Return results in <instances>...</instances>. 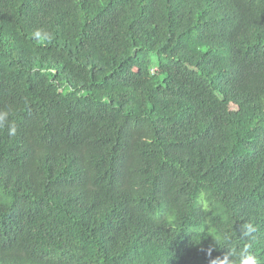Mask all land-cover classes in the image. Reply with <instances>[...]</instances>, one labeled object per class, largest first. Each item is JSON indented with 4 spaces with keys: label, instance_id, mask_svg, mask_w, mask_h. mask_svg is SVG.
I'll use <instances>...</instances> for the list:
<instances>
[{
    "label": "trees",
    "instance_id": "trees-1",
    "mask_svg": "<svg viewBox=\"0 0 264 264\" xmlns=\"http://www.w3.org/2000/svg\"><path fill=\"white\" fill-rule=\"evenodd\" d=\"M4 111L0 264H264V0H0Z\"/></svg>",
    "mask_w": 264,
    "mask_h": 264
},
{
    "label": "clouds",
    "instance_id": "clouds-1",
    "mask_svg": "<svg viewBox=\"0 0 264 264\" xmlns=\"http://www.w3.org/2000/svg\"><path fill=\"white\" fill-rule=\"evenodd\" d=\"M32 37L39 44H44L46 42H50L52 39V35L44 29H37L32 33ZM9 112L4 111L0 112V130H2L7 124V134L9 137H14L17 134V127L15 123H8ZM203 195V194H202ZM258 232V227L253 223L248 222L241 226V236L242 237H250L251 242L245 243L244 247L239 251L238 255V264H261L260 259H258L252 252V242L257 241V237L253 235ZM213 248H208L205 250V255L207 257L211 256V252ZM233 253L229 252L223 260L217 259L216 264H236L235 261L229 259Z\"/></svg>",
    "mask_w": 264,
    "mask_h": 264
}]
</instances>
